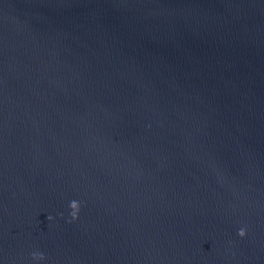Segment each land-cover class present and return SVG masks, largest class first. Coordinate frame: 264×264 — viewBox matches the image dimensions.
<instances>
[{
    "label": "water",
    "instance_id": "water-1",
    "mask_svg": "<svg viewBox=\"0 0 264 264\" xmlns=\"http://www.w3.org/2000/svg\"><path fill=\"white\" fill-rule=\"evenodd\" d=\"M0 264H264V0H0Z\"/></svg>",
    "mask_w": 264,
    "mask_h": 264
},
{
    "label": "clouds",
    "instance_id": "clouds-1",
    "mask_svg": "<svg viewBox=\"0 0 264 264\" xmlns=\"http://www.w3.org/2000/svg\"><path fill=\"white\" fill-rule=\"evenodd\" d=\"M69 208L71 210L70 213H69L71 219L72 220L78 219V214H79V211H80V204H79V202L78 201H75V200L71 201L70 204H69ZM47 219L51 220L52 217L49 216V217H47ZM238 235L240 237H244L246 235V229L241 228L239 230V232H238ZM32 258L34 260H44L45 259L44 254L42 252H34L32 254Z\"/></svg>",
    "mask_w": 264,
    "mask_h": 264
}]
</instances>
